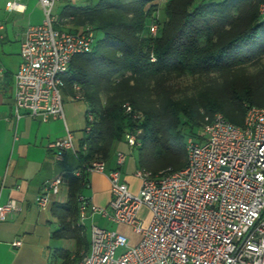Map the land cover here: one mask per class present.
<instances>
[{
    "label": "trees",
    "instance_id": "obj_1",
    "mask_svg": "<svg viewBox=\"0 0 264 264\" xmlns=\"http://www.w3.org/2000/svg\"><path fill=\"white\" fill-rule=\"evenodd\" d=\"M259 2L95 0L65 5L55 27L70 17L74 25L88 23L94 31L91 50L71 59L63 86L64 93L80 95L92 119L80 138V174H65L67 199L52 207L58 220L53 237L82 243L75 222L86 184L83 168L93 159L105 162L124 142L125 132L139 130L133 148L137 167L156 175L185 165L188 135L200 136L205 117L220 113L239 125L249 105H264ZM152 22L155 34L149 30ZM63 254L62 264H72L84 253Z\"/></svg>",
    "mask_w": 264,
    "mask_h": 264
},
{
    "label": "built area",
    "instance_id": "obj_2",
    "mask_svg": "<svg viewBox=\"0 0 264 264\" xmlns=\"http://www.w3.org/2000/svg\"><path fill=\"white\" fill-rule=\"evenodd\" d=\"M56 1L38 0L44 18L24 30L14 72L16 120L23 115L41 121L64 118L62 92L69 63L94 44L90 26L75 31L55 27ZM6 8L20 10V5L11 0ZM258 10L264 16V0ZM156 29L152 22L150 32L155 34ZM74 87L79 90L77 84ZM91 119L86 111L85 120ZM84 128L87 131L89 124ZM138 133L124 134L132 150ZM48 147L63 160L65 151L75 152L72 132L67 130ZM185 149L186 163L179 170L152 175L137 167L136 192L121 179L123 152H117L116 165L109 170L99 159L84 166L85 172L106 173L111 199L100 207L80 194L79 219L98 213L128 225L139 239L131 245L123 232L92 224L89 250L75 264H264V105H249L239 125L220 113L205 117L200 136L187 138ZM62 182L61 175L44 182L36 204L46 206L49 192L57 191ZM141 207L148 210L146 221L139 214ZM17 209L13 200L0 204V222ZM12 244L18 246L20 240Z\"/></svg>",
    "mask_w": 264,
    "mask_h": 264
},
{
    "label": "crops",
    "instance_id": "obj_3",
    "mask_svg": "<svg viewBox=\"0 0 264 264\" xmlns=\"http://www.w3.org/2000/svg\"><path fill=\"white\" fill-rule=\"evenodd\" d=\"M8 1L11 0H0V204L13 200L18 209L0 222V264H62L64 251H68L70 256L76 251L85 254L90 244V229L86 236L83 219L79 218L75 222L82 235L79 246L74 238L57 239L52 236V232L58 227L57 217L52 211L53 204L67 199L68 183L65 174L78 169L82 163L78 151H81L80 138L86 123V110L78 132L65 117L47 121L28 115L17 120L14 118V72L20 61V43L25 28L37 23L25 22L27 7L23 1L17 0L20 10H8ZM154 2L160 4L161 1ZM67 130L73 134L75 152L67 150L63 160H57L48 144L63 138ZM117 152L125 155L119 167L121 179L128 184L131 191L136 192L139 187V180L134 175L137 168L136 157H126L135 151L125 141L117 143L105 160L106 170L115 167ZM58 175L63 177L62 184L57 191L49 192L46 206H38L36 197L43 183ZM84 176L86 184L80 194L90 203L106 207L111 199L106 173L90 171ZM94 214L87 213L90 226ZM139 214L144 221L148 219V210L145 207H141ZM100 217L105 225L98 226L110 229L107 224H116V229L127 236L129 244L138 241L139 235L128 225ZM14 240H20V245H13Z\"/></svg>",
    "mask_w": 264,
    "mask_h": 264
},
{
    "label": "rangeland",
    "instance_id": "obj_4",
    "mask_svg": "<svg viewBox=\"0 0 264 264\" xmlns=\"http://www.w3.org/2000/svg\"><path fill=\"white\" fill-rule=\"evenodd\" d=\"M18 1H23L26 4L27 10L26 14L24 16L25 22H31V23H40L43 18L44 14L42 11L41 6L38 3V0H18ZM160 5L163 3L164 0H160ZM91 3L95 2V0H57L52 8V14L55 16H58L65 5L67 4H72V5H81L84 3ZM158 14H161L160 9L158 8ZM86 26H90V24L85 23L82 25H74V23L71 21L70 17L64 18L60 21V27L64 29H80ZM74 87V86H73ZM74 90L76 92V89L74 87ZM62 99H63V114L65 119L69 122V124L74 125L75 131L78 132L80 130V127L82 126V116L84 114V111L86 110V106L84 105L85 103L82 100H78L74 97V95H71L69 93H64L62 92ZM197 133L201 134V129L197 131ZM198 134V135H199ZM196 138L197 135H188V138ZM127 159H130L131 157H136V153L133 152V154H127L126 155ZM83 225H84V230L86 236H88L89 229H90V222L88 218H83ZM105 225V221L101 219L100 214L95 213L94 216L91 218V225ZM116 224H107V227L110 229H116ZM121 250L118 249L116 253H119ZM80 253V252H79Z\"/></svg>",
    "mask_w": 264,
    "mask_h": 264
}]
</instances>
